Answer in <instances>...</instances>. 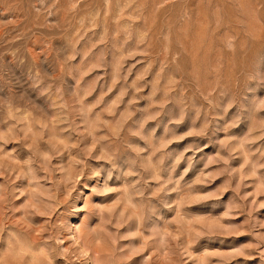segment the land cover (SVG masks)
I'll list each match as a JSON object with an SVG mask.
<instances>
[{
  "label": "rangeland",
  "instance_id": "374dc122",
  "mask_svg": "<svg viewBox=\"0 0 264 264\" xmlns=\"http://www.w3.org/2000/svg\"><path fill=\"white\" fill-rule=\"evenodd\" d=\"M0 264H264V0H0Z\"/></svg>",
  "mask_w": 264,
  "mask_h": 264
}]
</instances>
